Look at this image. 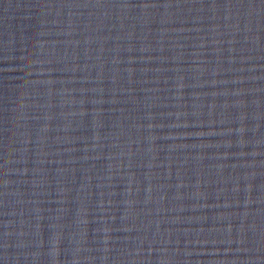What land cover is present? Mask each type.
<instances>
[{
  "label": "water",
  "instance_id": "95a60500",
  "mask_svg": "<svg viewBox=\"0 0 264 264\" xmlns=\"http://www.w3.org/2000/svg\"><path fill=\"white\" fill-rule=\"evenodd\" d=\"M0 264H264V0H0Z\"/></svg>",
  "mask_w": 264,
  "mask_h": 264
}]
</instances>
